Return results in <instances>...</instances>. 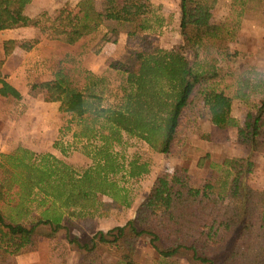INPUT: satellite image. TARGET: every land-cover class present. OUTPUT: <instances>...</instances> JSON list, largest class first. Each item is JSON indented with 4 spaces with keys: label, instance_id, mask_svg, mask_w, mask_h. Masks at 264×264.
Here are the masks:
<instances>
[{
    "label": "trees",
    "instance_id": "trees-1",
    "mask_svg": "<svg viewBox=\"0 0 264 264\" xmlns=\"http://www.w3.org/2000/svg\"><path fill=\"white\" fill-rule=\"evenodd\" d=\"M179 1L183 42L163 48L157 35L167 25L166 18L150 0H101L100 8L96 0H80L73 9L63 6L54 15L43 11L33 17L25 13L31 0H0V31L41 27L46 28L48 39L73 45L104 27L109 41L116 42L121 33H127L126 49L133 54L128 64L109 61L112 68L126 74L114 103H105L107 78L88 69L81 82L60 67L52 79L30 86L28 95L59 102L62 112L77 119V137L98 136L101 144L95 150L94 164L82 171L51 153L38 154L23 146L0 152V200L12 190L17 195L8 204L9 211L0 205V264H18V256L38 249L40 238L65 229L67 219L76 217L75 227L93 232L100 207L106 212L130 207L128 189L111 176L125 169L129 178H139L150 172L149 164L133 159L126 168L113 145L122 142L126 133L156 152L170 153L184 113L197 94L222 129L240 126L232 113L233 100L247 102L238 142L251 153H264V73L251 77L245 72L238 77L235 92L221 87L220 68L199 61L208 42L219 35L220 27L208 21L217 0ZM232 2L244 11L249 0ZM241 17L239 13L238 21ZM131 42L135 48H130ZM17 44V39L4 41L0 93L22 99L3 73L6 58ZM189 50L195 57L193 63L186 54ZM253 92L261 98L251 99ZM223 165L212 166H220V179L210 174L204 182L208 189L219 188L214 200L204 199L202 187L192 185L182 171L171 178L157 177L133 220L93 232L85 243L69 239L81 250L79 264H143L132 257L143 235L149 236L150 244L164 258L185 249L203 264H264V190L249 181L255 166L252 155L228 158ZM99 195L111 201L101 202ZM42 227L49 232L41 233ZM106 253L115 256L116 262L95 263Z\"/></svg>",
    "mask_w": 264,
    "mask_h": 264
},
{
    "label": "rangeland",
    "instance_id": "rangeland-1",
    "mask_svg": "<svg viewBox=\"0 0 264 264\" xmlns=\"http://www.w3.org/2000/svg\"><path fill=\"white\" fill-rule=\"evenodd\" d=\"M150 1L158 6L166 18L167 25L157 35L161 47L171 48L174 45L181 44L183 37L180 30V1ZM232 3V0H217L208 21L220 27L219 35L208 42L207 51H203L199 61L205 66L211 64L220 68L221 78L219 80L221 81H218L220 86L228 88L230 92H235L238 77L244 76L245 72H249L248 74L251 77L256 76L257 73H264V1L249 0L248 4L244 5V11L242 5L238 4L233 7ZM239 13L242 14L240 21H238ZM54 14L55 12L51 15ZM39 30L43 33V29L40 28ZM106 31L104 27L96 31V34L100 35L101 41H109L105 38ZM1 34L4 35V33ZM17 40L18 44L20 41L23 42L22 46L25 50L27 49L28 53L34 54L35 50L39 51V39ZM129 46L131 49L135 48L136 43L131 42ZM44 49L49 56L37 57L36 53L35 60H32L26 69L24 79L30 86L52 79L54 73L60 67H63L66 71H71V75L75 80L81 82L84 76L83 72L85 69L87 70L84 64V55L95 48L92 44L82 47H68L67 44L61 41L51 40ZM186 54L192 63L195 62L192 51L189 50ZM132 58L133 54L127 50L124 59L117 61L128 64ZM20 75L22 76V74ZM100 76H104L108 80L107 91L104 94L105 103H114L116 94H120V87L125 81L126 74L119 69L110 67L106 73ZM256 92L251 93V99L259 100L261 98V95ZM27 96L25 103L20 100L15 101V105L6 100L0 101V140H13L9 144L12 149L3 153H10L19 146H23L17 140L21 137L18 136L21 132L25 131L27 135H32L33 132L37 133L38 129L43 135L53 136L51 131L60 129L54 143V146L62 152L58 158L80 171L94 164L95 150L101 144L98 136L90 139L77 137V119L62 112L59 102H45L42 98ZM29 101L37 104H35V108L32 106L34 110L30 116L25 118L23 116L26 112L25 109L29 107ZM248 109L247 102L239 98L233 100L232 113L239 120L246 118ZM210 116V108L204 103L202 95L197 94L193 104L184 113L178 140L170 153L156 152L142 139L124 133L122 142L113 145V151L119 156L126 168L130 160L139 159L148 162L150 172L139 178L131 179L126 175L124 169L120 173L111 176L128 189L132 197V204L130 207L113 208L108 212L100 207L94 218L93 232H96L99 226L108 230L118 225H125L129 220H133L137 208L149 194L154 180L159 176L171 178L176 171L184 172L192 185L201 186L204 199H216L220 194L219 188L208 189L205 187L204 182L210 174L214 177L218 175L220 179L223 175L220 166L224 164L226 159L234 156L231 157L226 150L217 147L214 150L215 153L205 152L204 148L199 145L202 140L205 141L209 137L206 132L207 125L211 124ZM229 129L233 134H236V127ZM227 132H219L217 137L219 139L227 138ZM199 138L202 140H199ZM30 150L38 154L51 153L44 150ZM213 164H219L220 166L212 169ZM249 181L254 187L264 185L263 160L259 162L258 168L256 165L254 166ZM14 191L12 190L10 195H6L4 200H0V205L6 208L7 211L10 210L8 204H13L17 199ZM98 200L105 202L111 201V198L99 195ZM227 202L234 203L235 200L227 198ZM76 220V217H73L70 221L67 219L64 225L65 229L58 231L52 237H42L49 242L45 245V249L34 257H31L32 255L23 256L22 260L25 259L27 263L28 261L29 263L36 261L43 264H79L81 250L78 249L76 244L70 243L69 239H78L81 243H85L91 239L93 232L75 227L73 222H77ZM40 231L46 234L49 232V228L42 227ZM132 257L143 264H203L196 260L190 251L185 249H180L172 257H162L150 244V238L147 235L141 236ZM102 260L114 263L117 259L115 256L106 253L98 256L94 261L99 263Z\"/></svg>",
    "mask_w": 264,
    "mask_h": 264
},
{
    "label": "crops",
    "instance_id": "crops-1",
    "mask_svg": "<svg viewBox=\"0 0 264 264\" xmlns=\"http://www.w3.org/2000/svg\"><path fill=\"white\" fill-rule=\"evenodd\" d=\"M80 0H31L29 4L25 7V13L31 17L37 16L43 11H47L49 14H52L59 10L63 6H68L70 9H73ZM96 6L98 8L101 7V0H96ZM72 7V8H71ZM41 27H20L15 29H6L0 31V56H3L4 54V41L9 39H19V40H26V39H39V51H34V54H30L27 52V49L25 50L23 45V42L20 41L19 44L15 47L14 51L6 58V61L3 66V73L6 76V80L13 85L21 94L22 99H16L12 96H3L0 93V101L6 100L10 102L12 105H15V101H26L25 98L28 97V91L30 89V85L26 82L24 79L26 77V69L29 67L32 60H35V54L37 57H46L49 56L48 53L45 51V47L47 46V43L50 42L47 39V30L46 28L43 29V33L40 32ZM1 33H4L2 35ZM97 32L81 39L79 42L75 43L74 45L67 44L68 47H82L87 44H92L94 46V50L88 52L84 55V64L87 67L88 70L94 72L97 75H102L109 70L111 67L109 64V61L111 60H123L124 57L127 54L126 45L128 40L127 33H121L119 35V38L116 42L113 41H101L100 35L96 34ZM51 45V44H49ZM112 68V67H111ZM20 72V73H19ZM22 74V76L20 75ZM47 80V79H45ZM1 88V85H0ZM25 103V102H24ZM29 107L28 109H25L26 112L23 117H29L30 114L33 112L35 108V104L33 102H28ZM34 106V108L32 107ZM1 110V109H0ZM236 117V116H235ZM211 119V116H210ZM240 126L236 127L237 132L236 134H233L231 129H222L219 128L211 119V124L207 125V136L208 139L203 141L199 138L201 141V144L199 145L204 148L205 152H211L215 153L214 150L217 148H223L226 150L228 155L234 156V157H250L252 154V160L254 161L257 168L259 167V162L261 160L264 161V153L261 152H255L251 153L250 149L247 146H244L238 142L239 137L241 136V129L244 125L245 118L239 120ZM1 123V122H0ZM40 126V125H39ZM60 129H53L51 133L53 136H49L48 134H42L37 129V133L33 132L32 135H27L26 132H21L18 136H21L17 140L21 142L23 146H26L33 150H41V151H49L56 155L57 157H60L59 154H62L61 151H59V148L54 146L55 140L58 137ZM222 131H228L227 138L219 139L217 136L219 132ZM204 133V132H203ZM42 135V137H41ZM13 142L11 141H3L0 140V152H5L10 148V145ZM256 188L260 190H264L263 186H257ZM104 230V228L98 227V230ZM45 238V237H43ZM40 238L39 240V247L36 251L29 252L26 254H22L18 256V264H43L40 262H32L27 263L25 259L22 260L23 256L32 255L31 257L36 256L37 253L42 252L45 249V245L49 242H47L46 239ZM51 241V240H50ZM48 264V263H47Z\"/></svg>",
    "mask_w": 264,
    "mask_h": 264
}]
</instances>
